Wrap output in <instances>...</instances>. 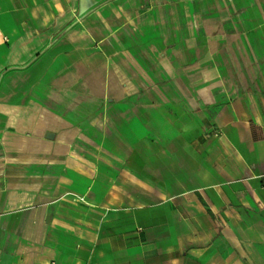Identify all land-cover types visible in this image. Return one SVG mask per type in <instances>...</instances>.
Returning a JSON list of instances; mask_svg holds the SVG:
<instances>
[{
  "label": "crops",
  "instance_id": "obj_1",
  "mask_svg": "<svg viewBox=\"0 0 264 264\" xmlns=\"http://www.w3.org/2000/svg\"><path fill=\"white\" fill-rule=\"evenodd\" d=\"M0 264H264V0H0Z\"/></svg>",
  "mask_w": 264,
  "mask_h": 264
}]
</instances>
